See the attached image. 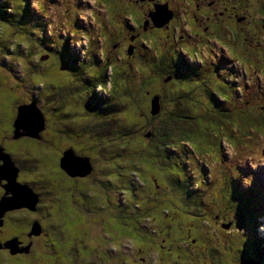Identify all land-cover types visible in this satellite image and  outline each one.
Here are the masks:
<instances>
[{"label":"rangeland","instance_id":"obj_1","mask_svg":"<svg viewBox=\"0 0 264 264\" xmlns=\"http://www.w3.org/2000/svg\"><path fill=\"white\" fill-rule=\"evenodd\" d=\"M2 1L9 2L0 8L2 16L13 14L16 4L28 3V9L22 10L23 16L28 12L24 16L28 21H22L19 14L9 17V22L0 18V107L10 112L18 101L23 105L33 98L41 105L42 94H56L48 103L45 143L28 142L15 148L27 180L44 196L48 226L55 227L56 235L62 236L57 244L59 262L117 264L122 258L136 256V241L147 242L143 225L151 234L161 230L166 237L167 230L157 220L194 229L203 218V243L230 249L226 262L238 253L241 262L250 257L264 264V0H233L234 11H248L246 22L262 25L257 26V36L248 32L241 35L240 30L230 35L219 31L216 36L206 30V26L214 27L213 22H194L190 18L187 30L200 33L203 42L197 38L193 39L195 44L188 43L191 38L183 36L179 44L189 49L186 60L177 54L179 44L174 45L170 38L165 42L166 34L159 33L148 45L150 49L138 50L132 63L122 62L109 48L108 53L89 50L98 42H92L79 29L83 17L98 25L100 14L117 26L124 17V10L114 9L117 0H80L93 4L94 11L80 8L76 0ZM257 6L262 7V16L257 14ZM223 7L218 4L217 10ZM65 44L70 51L64 49ZM54 48L68 52L72 60L78 55L82 67H86L83 62L92 67L90 73L95 71V63L106 60L112 72L110 85L113 79L116 81L113 86L107 84L116 110L112 117L96 116L95 110L82 107L87 100L82 84L79 87L76 82L70 83V78L64 81L53 69L64 65L65 56H45ZM107 54L118 57L121 75L128 80L117 78L119 68L115 60L105 59ZM92 56L96 57L94 63L89 60ZM171 65L182 69V77L165 89L163 79L172 71ZM189 65H197L190 78L186 73ZM156 68H165V74H153ZM153 75L157 86H151L167 95L165 101V96L161 99V112L169 111L176 100L174 106L180 111L185 107L188 112L186 119L177 122L192 132L182 136L191 138L189 143L188 139L182 142L190 147L186 151L170 148L160 152V146L148 150L146 146L155 147L146 136L151 123L135 125L139 123L137 112L147 110L143 109L146 101L139 82L147 85ZM55 80L59 82L52 85ZM126 85H130L127 93L123 90ZM40 86L45 87L42 94ZM67 126L72 133L63 132ZM132 134L137 138H131ZM69 145L86 154L76 153L78 156L91 161L93 171L84 180H73L59 169L58 159ZM27 158L33 166L31 176ZM193 184L195 190L203 184V192L189 193ZM223 222L230 223L229 231ZM74 247L78 252L71 253ZM226 254L219 257L224 259Z\"/></svg>","mask_w":264,"mask_h":264},{"label":"flooded vegetation","instance_id":"obj_2","mask_svg":"<svg viewBox=\"0 0 264 264\" xmlns=\"http://www.w3.org/2000/svg\"><path fill=\"white\" fill-rule=\"evenodd\" d=\"M76 1L79 7L81 6L80 8L84 6L87 11L90 9L94 11L93 4L89 5L80 0ZM218 4H223L225 7H223L222 10H217ZM96 6L99 7L98 5ZM160 6L166 8L171 14V19L167 24L158 27L153 19V12L156 7ZM129 8L132 10L131 13H128ZM234 8L233 0H117L114 9L116 11L124 10V17L122 20H119L117 26H112L111 20L102 17L100 14L97 17L98 25H95V22L91 18V21H87L86 17H83L84 22L82 21L79 29L82 33L85 32V36L91 39L92 42H98L96 47L98 48L97 52L108 53L109 48L113 50L114 53H119V51H126V53H128L129 50L127 49L130 48L132 51V54L129 56L130 58L135 57L139 49H145L152 41H156V36L159 33H165V42L167 38H170L174 45L182 43L184 34H199L187 30L191 27L190 18L194 22H203V19L208 22H213L214 27L208 28V26H206V30L215 33L216 36H219V31L220 33L230 35L235 34V32L238 33L239 30L241 35H243L242 33L248 32V35L257 36V26L262 25L256 21L246 22L244 15L247 14L248 11H234ZM257 8V14L262 16V7L257 6ZM183 13H185V15H183ZM262 18L264 19V17ZM78 19L80 20V18ZM37 25L40 29L42 22H39ZM253 25H255V28L247 31ZM109 31H113L114 33L110 35ZM93 35L96 37H92ZM205 38L208 39L209 37L206 36ZM95 39L96 41H94ZM181 45L182 44H179V51L177 54L182 60H186V56L183 55V50L186 52L188 49L186 48L187 46L181 47ZM54 53L65 56L64 65H56L53 67L57 74L67 75L74 72L72 67L74 66V62L71 57H69L68 52L64 50L60 52V49L54 48L53 51L48 50L45 56L48 58ZM81 62L82 61H78L75 65L78 71L85 69L84 66H81ZM61 67L63 69H60ZM171 67L175 70L166 73V77L171 78L169 81L164 82L166 89L169 87L170 83L174 82L176 77L180 75V71H182V69L173 65H171ZM164 69L157 72L158 75L165 74ZM58 70L61 72H58ZM69 75H67V78L75 77ZM51 84L57 85V80H55L54 83L51 82ZM42 88L45 87L40 86L41 94L43 92ZM81 89V91L87 93V100L82 104L84 109H89L91 111L92 108L107 104L108 90L107 92L102 91L101 87H97L95 89V95L93 92V94H91V91L89 92L90 89H86V86L83 88L82 85ZM55 95L56 94L53 93V96ZM51 96L50 99L53 97ZM40 99L42 100L41 105L38 104L35 98L23 103L28 104L34 102L44 117V128L35 137L27 135L14 136L13 123L17 116L19 101L13 109L10 107V112L9 108L6 112L0 107V167L7 161L10 162L12 167L9 168H11L10 171L15 174V182L19 185L26 186L37 196V201L34 206L31 205L29 197L16 200L9 189L5 187L7 185L6 177H8V175L6 177L0 176V264H61L59 262L60 256H58L59 250L57 244L59 243L58 239L62 238V236L60 234L56 235L55 227L48 226L47 207H45L44 204V196L38 191L36 186L27 180L23 165L16 159V152L19 151L15 148L16 145L26 144L28 142L36 144H40L41 142L45 143L43 134L47 129V118H49V116L46 115L49 99L47 95L44 96L43 94L42 97H39V100ZM19 156L21 159H25L21 153H19ZM27 163L31 167V176L33 173V166L29 159ZM61 171L73 180H84L87 178L70 177L63 170ZM32 180L34 179L32 178ZM37 182L47 184L39 180H37ZM194 186L193 184L192 191L189 189V193H193L194 191L203 192V184H199L196 190ZM185 188L186 190L188 189L187 187ZM24 193L26 194V192ZM203 203L206 202L203 201ZM38 213L40 214L41 220ZM173 223L174 222H171L167 224V227H164L167 230V238L161 234V230H157L158 232L155 234H151L149 231L151 243L145 246L137 244L136 251H138L136 256H134L133 259H128L127 257L122 258L117 264H241L238 253L234 259L226 262L225 260L229 257L228 252L230 249H220L214 246L210 247L203 243V236H205L203 218L200 226L194 229L192 226L185 227L180 223L172 225ZM222 226H224L227 231L230 230L228 229L230 223L227 224L223 222ZM215 236L217 235L215 234ZM217 238L219 237L217 236ZM153 243L154 245H152ZM140 246L142 248H139ZM75 248L76 247L71 250V253L78 252ZM223 253L227 254L223 255L224 259H221L219 256ZM123 255L125 256V254ZM107 262H109V260H107ZM95 264L100 263L96 262Z\"/></svg>","mask_w":264,"mask_h":264},{"label":"trees","instance_id":"obj_3","mask_svg":"<svg viewBox=\"0 0 264 264\" xmlns=\"http://www.w3.org/2000/svg\"><path fill=\"white\" fill-rule=\"evenodd\" d=\"M7 4H9V2L5 1L3 3V1L0 0V8H3V7L5 8L7 6ZM16 7H18V8H16V10H14L13 11V14H11L10 16H8L9 13H6L5 16H2L3 14L0 11V18H5L6 21L9 22V21H11V20H9V17L12 18V17L15 16V14H19L21 16V20L22 21H28V19H25L24 18V16L25 17L27 16L28 12H25L24 13V16L22 15L23 14V11L22 10L24 8H25V10L28 9L27 8L28 7V3H23V4L18 3V4H16ZM6 11H9V9H7ZM96 47H97V45L96 46H92V47L89 46V50L90 49H92V50L96 49L95 52H97L98 48H96ZM64 49L66 51H67V49H68V51H70L69 50V47L67 46V44L64 45ZM87 50H88V48H87ZM114 54H116V56H119V58H122L121 59L122 62H123V59H124V61H128L130 63H132V61H133V57H131V58L129 57L131 54H127V53L124 54V52H121V51H119V53H116L115 52ZM76 56H77V58H74L73 59L74 66H72L73 69H74V72L69 73L71 76L72 75L75 76L74 77L75 79L72 78V77H70L71 79H68L69 82L70 83H75L76 82V84H79V87H81L80 85L82 84L83 85V88L86 86V89L89 88L90 89L89 92L91 91V93L93 92V93H95V95H96L95 89L97 87H101L102 88V91H106L107 92V90H108L110 92V90L107 88V84L109 83V79H112V72L108 70V65L105 64L106 63V60H105V63H102V64H98V63L96 64L95 63L94 64L95 71L93 73H90V70H92V67H90L89 64H87V63H84L83 62V64L86 67L82 71H78L75 68V65L77 64L78 57H79L78 55H76ZM89 58H90L89 60H90L91 63L96 62V57L92 56V57H89ZM116 58H118V57H112L111 58V56H109V54H107V56L105 55V59H113V60H115V62H116V68H119V69H117V78H118V76H121V77H124V78H126L128 80V77L127 76L121 75L122 67H120L121 66L120 63H122V62L119 63ZM102 61L104 62V60H102ZM187 69L189 71H187L186 73L188 74L189 78L192 77L193 75H195V74L191 73V72H194L195 71V66L189 65V67ZM162 70H158V68H156L155 69V72L157 73V72H160ZM110 73H111V77H110ZM69 74H67V75H69ZM60 75L63 77L64 81L67 80V75L66 74H63V75L60 74ZM86 75H87V77H86ZM181 77L182 76H178L177 78H181ZM149 79L152 80V81L149 82L147 85H146V83L139 82L141 84L142 95H143V97L145 98V101H146V107L143 108V109H147V110L144 111V112H137V117H138L137 120H138L139 123L135 124L137 126H141L143 124H146L147 122H150L151 123V129H149L146 132V134L147 133L150 134V136H148L147 139L151 138L152 139V142L155 145V147H151V146L148 147V146H146L147 149L151 151V150H153V148H157L158 146H160L161 147L160 152L166 151L167 149H170V148H173V149L176 148L177 150H180L181 148H184V151H186L190 147L189 146H186L185 144H182V142H184V139H188L187 142L189 143V140L191 138H189V137H182V136L190 135L192 132L190 131V129L183 128L181 126V124H179L177 122L178 121L182 122L183 119H186V116H187V113H188L187 110L185 109L184 106H183L184 108H182L181 111H180V109L176 108L174 106V103L178 101V100H176L171 105V108L169 109V111H167V112H161V110H162V107H161L162 104H161L160 105V111H159V113L158 114H155V115L151 114L150 113V110H149V102H150L151 97L153 95H160V100H161L162 97L165 96V98H164V101H165L167 99V95L164 94V93H161L158 88H157V91H155L154 88L151 86L153 84L155 85V83H154L155 76L154 75L152 76V78H149ZM58 82H59V80H57V83ZM115 83H116V81H114V79H113V84L111 82V85L113 86V85H115ZM155 86H157V85H155ZM163 86L165 87V85H163ZM165 89H166V87H165ZM167 89H169V87ZM123 90H125L126 93L129 92L130 85H126L125 88H123ZM178 91H180V90L178 89ZM53 93H55V92H51L50 94H47V98L49 100H51L50 99V96L51 95L53 96ZM170 95H171V93H170ZM170 95H169V97H170ZM107 99H108V101H106L107 104H103L102 106H99L97 108H92L93 110H95L93 113L96 114V116H101L103 114V116L111 115V117H112L115 114V111L116 110H114V108L112 107V105L114 104L112 102V99H114V98H112L111 93H108L107 94ZM160 100H159V103H161ZM147 101H148V103H147ZM108 102H109V104H108ZM73 103L75 104V101H73ZM117 104L118 105L119 104L122 105V102L121 103L119 102ZM92 109H91V111H92ZM121 114H122V112H121ZM147 118H148L149 121H147ZM141 119H142V121H141ZM241 122H243V120ZM244 125H246V123ZM66 128L67 129L63 131L64 133H66V134H68L69 132L72 133V129H70L69 126H67ZM125 130L127 131V134H129V132L131 133V131L128 128H125ZM134 136L132 134V136H130V137L131 138H134ZM124 137H127V136H124ZM135 138H137V136H135ZM183 145H184V147H182ZM70 148H72L75 151V153H78V154H81V155H86L85 153L82 154V152H80V151L77 152L76 149L74 147H72V146H70ZM169 151L170 152H168V153L171 156H175V154L172 153V150H169ZM130 164H132V163H130ZM183 171H184V169H183ZM183 188L185 189V187H183ZM118 221H120V219ZM140 221H141V218H140ZM141 223H144V222H141ZM157 223L159 225H161V227H163V228L168 226L167 223L164 222V221H162V220H157ZM145 225L142 226V231L145 232V236H147V238H148L147 239V242L141 241V242L138 243L136 241V244L142 245V246H145L146 244H150L151 243L150 242V239H149V231H150V229H144L145 228ZM256 228H257V223H256V220H255V229ZM152 245H154V243Z\"/></svg>","mask_w":264,"mask_h":264},{"label":"water","instance_id":"obj_4","mask_svg":"<svg viewBox=\"0 0 264 264\" xmlns=\"http://www.w3.org/2000/svg\"><path fill=\"white\" fill-rule=\"evenodd\" d=\"M161 14V15H160ZM153 18L156 26L161 27L166 24L171 18V14L164 6L156 7L153 12ZM131 54V51H129ZM170 78L164 79V82ZM160 97L153 95L149 102L150 113L155 115L160 111ZM14 136L27 135L30 137L37 136L44 128V117L36 108L34 103L18 107V114L13 123ZM146 136H150L149 133ZM58 166L70 177H87L92 172L91 161L84 156H78L72 148H67L63 151L62 156L59 158ZM12 164L6 162L0 167V176H7V185L5 186L12 193L13 197L18 200L21 198L29 197L31 205L34 206L37 201V196L31 192L26 186L19 185L15 182V174L10 170ZM10 171V172H9ZM12 176V177H11ZM26 192V194L24 193ZM242 264H260L259 261L248 258Z\"/></svg>","mask_w":264,"mask_h":264},{"label":"clouds","instance_id":"obj_5","mask_svg":"<svg viewBox=\"0 0 264 264\" xmlns=\"http://www.w3.org/2000/svg\"><path fill=\"white\" fill-rule=\"evenodd\" d=\"M161 15V14H160ZM153 18H155V17H153ZM171 19V18H170ZM169 19V20H170ZM122 20V19H121ZM169 22V21H168ZM167 22V23H168ZM166 23V24H167ZM164 25V24H163ZM205 32H203V34H204ZM200 34V33H199ZM199 34H195V35H191V34H187V36H189L190 38H191V40L188 42V43H192V44H195V41L196 40H193V39H199L200 41H202L203 39H201V37L199 36ZM184 36H185V34H184ZM207 40H209V39H207ZM203 42V41H202ZM149 45V44H148ZM148 45L146 46V48H145V50H147V49H150V48H148ZM183 45H181V47H182ZM127 50H129V51H131V49L129 48V49H127ZM189 50V49H188ZM129 51H128V53L127 54H129ZM138 53V52H137ZM137 53L135 54V56L137 55ZM131 54H132V51H131ZM183 55H185L186 56V58H187V55H186V52L183 50ZM155 63V62H154ZM197 66V65H196ZM196 66H195V69H196ZM170 68L174 71L175 69H173L171 66H170ZM187 71H189L188 69H186V72ZM215 71H217V70H215ZM152 72H153V74L155 73V70H153L152 69ZM109 73V72H108ZM188 75V74H187ZM110 77H111V73H110ZM167 78V77H166ZM166 78H164V79H166ZM170 78V77H169ZM177 78V77H176ZM164 79H163V83H164ZM171 79V78H170ZM169 79V80H170ZM168 80V81H169ZM177 80H178V78H177ZM177 80L175 81V83H174V85H176V82H177ZM159 97H160V95H158ZM161 101V100H160ZM31 103H34V102H30V103H28V104H23V105H29V104H31ZM35 104V103H34ZM23 105H19V106H23ZM160 105H161V103H160ZM35 106H36V104H35ZM36 108H38L37 106H36ZM264 108V107H263ZM38 110H39V108H38ZM40 111V110H39ZM262 112H264V110L262 111ZM41 113V112H40ZM70 148V147H69ZM92 171H93V166H92ZM92 173V172H91ZM90 173V174H91ZM89 174V175H90ZM88 175V176H89ZM82 178H84V177H82ZM147 224H149L148 222H147ZM241 264H242V262H241Z\"/></svg>","mask_w":264,"mask_h":264}]
</instances>
